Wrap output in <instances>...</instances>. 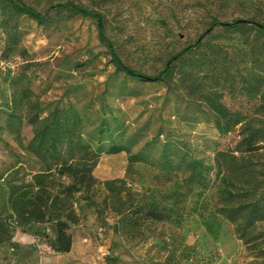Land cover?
Returning a JSON list of instances; mask_svg holds the SVG:
<instances>
[{"label":"rangeland","instance_id":"obj_1","mask_svg":"<svg viewBox=\"0 0 264 264\" xmlns=\"http://www.w3.org/2000/svg\"><path fill=\"white\" fill-rule=\"evenodd\" d=\"M19 1L46 18L40 23L0 0L1 208L8 182L35 167L22 148L32 127L24 109L11 107L12 80L24 72L46 112L73 104L84 115V140L99 153L98 178L126 177L132 158L131 186L164 202L185 190L194 160L210 166L211 182L206 189L192 187L178 210L180 221L150 224L135 238L117 231V214L83 201L74 208L70 252L53 251L45 237L53 229L40 224L39 236L16 231L14 241L0 247V264H107L113 257L118 264H264L217 212L215 157L235 146L239 126L220 133L203 101L204 92L220 94L264 125V34L212 25L215 18L263 22L264 0H72L102 12L123 61L146 74L161 72L173 55L195 45L174 61L182 68L154 83L119 71L99 41L96 19L57 5L67 0ZM113 144L127 149L110 152ZM255 158L264 167V150Z\"/></svg>","mask_w":264,"mask_h":264},{"label":"trees","instance_id":"obj_2","mask_svg":"<svg viewBox=\"0 0 264 264\" xmlns=\"http://www.w3.org/2000/svg\"><path fill=\"white\" fill-rule=\"evenodd\" d=\"M8 1L18 11L40 23L46 18L45 14L26 3ZM57 5L67 8L72 15L94 17L99 41L107 48L111 62L119 71L144 82H160L170 77L177 67L182 68L174 61L182 59L195 46L185 47L173 55L161 72L146 74L123 61L115 41L107 34L102 12L72 0ZM212 25L224 29L235 27L241 31L252 27L264 34V21H257L254 17L232 22L215 18ZM22 80L24 82L19 85ZM30 81L31 77L25 72L17 79L14 77L11 107L14 111L24 109L23 117L32 127V136L22 148L32 157L35 167L27 175L7 184L6 208L0 207V247L12 243L16 231L39 236L40 232L35 226L49 224L53 232L51 236L45 233V237L50 247L56 253L70 252L73 246L71 222L74 220V208L83 201L96 207L97 212L108 209L117 214V231L125 237L135 238L150 224L180 221L178 210L192 187H209L211 178L207 171L210 166L196 160L189 165L190 173L183 187L185 190H174L165 202L148 191L137 192L131 186L130 173L135 171L132 158L126 177L98 178L95 168L99 153L84 140V115L73 104L56 106L46 112L30 88ZM260 93L264 98V90ZM203 101L215 115V126L220 133L228 134L239 126L235 146L219 150L215 157L216 179L220 181L217 212L234 225L238 238L255 253L256 259H264V230L260 227L264 222V167L255 160L264 150V125L229 107L221 100L220 94L204 92ZM126 149L125 146L113 144L110 152ZM107 264H118V259L113 257ZM247 264L262 263L254 261Z\"/></svg>","mask_w":264,"mask_h":264},{"label":"crops","instance_id":"obj_3","mask_svg":"<svg viewBox=\"0 0 264 264\" xmlns=\"http://www.w3.org/2000/svg\"><path fill=\"white\" fill-rule=\"evenodd\" d=\"M21 237V236H20ZM23 237H27V235L26 236H23Z\"/></svg>","mask_w":264,"mask_h":264}]
</instances>
